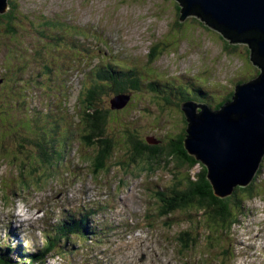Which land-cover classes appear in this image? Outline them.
Instances as JSON below:
<instances>
[{"label":"rangeland","instance_id":"obj_1","mask_svg":"<svg viewBox=\"0 0 264 264\" xmlns=\"http://www.w3.org/2000/svg\"><path fill=\"white\" fill-rule=\"evenodd\" d=\"M9 1H15V6L11 5L10 8L15 11L17 18L11 26L12 29L7 27L6 21L0 22V104L6 108L14 104L15 108L10 111L11 114L20 115V112L25 113L27 107L34 108L41 103L51 105L52 96L66 93L61 92L62 87L57 85L58 80L67 74L66 56L60 53L57 60L54 58L57 53L51 44L54 42L51 41H57L58 34L42 29L45 20L63 21L75 28L83 27L81 29H86V25L93 22L91 31L96 29L102 33L100 29H105L104 36L108 42L94 32L81 29L79 31L81 39L93 41L103 47L102 51L95 50L96 47L88 41L84 44L86 48L78 51L87 59L93 50L96 51L95 58L86 62L87 67L102 61L110 63L111 55L115 60H119L121 56L117 50L121 51L124 60L128 61L125 55L129 52L131 58L137 57V66L153 68L154 71L147 70L153 79L167 75L175 82H181L183 78L180 76L183 75L186 76L185 82H188L189 77L192 78L199 88L207 90L209 102H199V99H192L193 97L191 99L199 102L197 104L208 105L211 109L221 103L227 92L234 91L236 82H247L246 80L257 75L259 71L250 61L251 50L247 44H230L231 40H226L219 32L194 16L186 17L181 23L179 20L182 7L176 0ZM2 19L6 20V17ZM102 21L106 23L101 24ZM45 41H48L49 45ZM57 44L54 43L55 47L61 49ZM153 49L156 52L162 49L166 51L164 54L154 55ZM77 50L79 49L76 47L73 51ZM48 64L53 69V74L48 72ZM83 65L84 63L74 71L68 72L67 78L70 79L66 83L67 100L62 107L63 111L54 115L56 120L61 118L57 123L68 129L74 139L81 138L84 127L76 111L77 98L82 87ZM120 67L127 66L123 64ZM181 90L186 95L196 92L187 83L182 84ZM104 96L103 98L109 101L113 93ZM143 96L137 98L139 101L132 110H125L114 114L113 118L110 117L107 129L112 134L121 135L122 144H129L120 127L125 125L122 124L125 121L128 123L126 127L143 130L140 133L147 144L161 142L164 147L169 146L167 137L174 135L178 138L184 130L178 119L180 117L168 112H146L147 108L152 112L155 108L147 104L146 92H143ZM212 96H216L217 103L215 99H211ZM197 97L200 98L199 95ZM187 99L185 96L178 97L177 104L182 105ZM4 109L0 107V241L11 233L15 245L9 246H14L19 253L17 257H6V260L23 264L20 255L41 246L44 242L42 233L53 229L55 225L64 224L63 220L71 217L76 211L79 213L81 207H86L92 212L97 209L95 220L101 226H111V229H103L105 235L96 240L97 242L83 243L73 256H62L61 264H156L154 251L151 250L157 246L161 248V257H166L170 264H264V162L260 167L258 187L255 189H262V196L253 200L241 198L245 208L243 215L238 209L233 213L235 217L240 218L239 223L231 231L222 232L218 222L211 214H204L205 211L180 207L174 211L166 209L163 217H160L157 215L158 211L162 212L167 205L166 201L163 203L162 198L157 202L151 199L154 208L150 209L152 202L147 188H150L154 195L157 191L177 189L174 184H178V177L189 174L193 176L194 172L201 170L200 167H196L193 173H187V169L181 170L177 176L175 172L178 171H175L170 160L166 161L168 165L161 161L160 165L157 164L159 166H152L153 164L150 165V162L144 159L132 160L133 158L124 155L116 141L110 153H105L104 146H101L103 144L91 147L83 170L79 168L80 162L77 153L75 154L79 145L73 141V147L71 146L63 128L50 132L47 137L56 151L52 156L47 151V146L42 144V138L38 139L42 145L38 152V145L31 143V137L11 136L14 134L9 123L11 119ZM200 111L201 109L197 110ZM48 115L51 117V114ZM167 116L170 118L168 123L159 122L154 127L149 126L150 122L153 123L157 118ZM47 119L50 121L49 128L57 126L50 118ZM44 126L46 125L40 123L38 131H42ZM41 153L44 154L43 157L39 156ZM92 162L101 165L98 166V171L101 172L99 176L98 171L94 172L91 168ZM112 169L118 170L119 178L123 179L125 185V179L132 182L129 183V188L123 191L121 198H111V195H115L112 189L117 187V181L110 177ZM70 171L73 176L67 175L66 172ZM141 175H148L149 179L145 182ZM45 187H49V190L41 193L40 189ZM137 196L149 200L144 211L135 205ZM22 198H25L24 205L19 203ZM19 213L24 214L28 222H20L23 217H19L12 224L10 216ZM143 214L147 217L154 215L151 223L154 229L152 235L147 238L142 235L140 239L128 241L138 226L140 232L144 230L145 225L141 222ZM105 215L107 217L103 222L102 217ZM161 221L170 226L160 225ZM148 222L151 220L148 219ZM144 243L146 248L141 250L140 246ZM68 244L67 251L75 249L72 242Z\"/></svg>","mask_w":264,"mask_h":264},{"label":"trees","instance_id":"obj_2","mask_svg":"<svg viewBox=\"0 0 264 264\" xmlns=\"http://www.w3.org/2000/svg\"><path fill=\"white\" fill-rule=\"evenodd\" d=\"M8 2L10 6H15V1H13L12 3L10 1ZM16 16L17 15L15 14V11L10 8L8 13L0 16V22L6 21L7 27L12 29L11 26L13 22H15V18H17ZM5 17L6 20L2 19ZM81 28H75L72 24L63 21L54 22L52 20H45L42 27V29L51 30L52 34H58V36L56 37L57 41L53 39V41L51 42H54L55 44H57L56 42H59L60 44L57 45L61 46V49H58V47H55L54 43L50 42L54 46V48L57 49V52L64 50L66 53L68 52L75 54V56L78 55V51L86 47L84 44L89 41L80 38L81 36L79 31ZM81 30L89 32L88 29L85 28ZM231 41L234 42V40ZM45 42L47 45H49L48 41ZM76 47L79 50L73 51ZM153 51L154 55H157V53L164 54L166 50L162 49L159 52H156V50L153 49ZM75 56H67L69 59V65H76V63L79 61ZM54 58L57 60V57ZM47 67H50V65L48 64ZM150 67H147L145 69L144 67L140 68V66H135V68L130 69L131 71L124 70L120 72L117 71L113 65H110L109 69L108 67L106 68L105 65L99 66L98 68L91 71V74L96 80L94 82V86L87 91L83 108L79 109V114L82 117V121L84 123V127L81 131L83 132L82 138H87L89 136V139L92 140V144H103L101 146H104L105 153H110L113 149L112 147L114 143L116 142L115 136H117V134L115 135L110 133V131L107 129V124L108 121L111 120H109L110 117L113 118L114 114L117 115L118 113L122 112V110H115L113 108L111 109V106L113 105L112 98H114L115 96H128L131 100L127 107L124 108V111L126 110V112H128L130 109L132 110L136 106L135 104L139 101V99L137 98L144 97L143 92H146L148 94V96H146L145 98L148 101L147 104L152 105L155 108L154 112L150 111L149 108H147L146 112H149L151 114L168 112L172 115H177L178 117H180L178 119L181 121L184 130L182 134L178 136V138L174 135L168 136L167 138L169 139V146L164 147L163 143L161 142L147 144V142L143 141L142 134L140 133L143 132V130L138 128L133 129L130 127H126L125 125H128V123L124 121L122 122V124L125 123V125H121L120 127L122 129V132H124V136L129 142V144H126L124 142L123 144H121L123 147L122 151H124L125 153L124 155L128 158H133L132 160L136 161L144 159V161L150 162V165H160L161 161H164V163H166L167 160H170V163H172L176 169L175 171H178L175 172L177 176H179L181 170L187 169V173H193L196 167H200L201 170L194 172L193 176H190L189 174L188 176L181 178L178 177L176 179V181H178V184L174 185H176L177 189H173L168 193V196L166 197L167 205H165V208H163L162 212H164V210L166 211V209L174 211L180 207L190 210L188 208L191 207L193 210L197 209L198 211H205L204 214H211L212 218H214L218 222L219 226L222 227V230H224V228L226 227L225 231H231L233 227L240 221V218L235 217L233 214L235 209H238L242 215L244 213L245 208L244 206H242L243 202L241 198L253 200L262 196V189L258 188L257 191L255 190L258 187L261 168L259 169L258 174L254 178L253 182L249 186L245 188L239 186L236 187L234 189V192L226 198H218L217 196H215L213 187L208 180V170L206 168V165L197 161L196 158L191 156L185 148L188 123L185 114L182 111L181 105L177 104L178 97L182 96L188 98L186 102L194 101L192 99L197 98L199 99V102L207 103L209 102L207 100V90L205 88L197 87L195 89V93L191 92L190 94L186 95L185 92L181 90L182 81L175 82L174 80H172V78H168L167 75H165L164 78H160L159 75L163 76V74H159L157 75L159 77L153 79L147 72V70L150 72L154 71L153 68ZM129 68H131L130 65ZM258 74L251 76V78L246 81L248 82L252 80L254 77L258 76ZM239 84L240 82H236L234 86L236 87ZM45 86L48 85L45 84ZM43 90H45L44 85ZM111 92L113 93V97L109 98V101L103 98L104 95H108ZM233 94L234 91L227 92V94L222 98L221 104L217 105L216 107L212 106V109H221L224 104L231 101ZM197 95H199L200 98H198ZM211 99L213 101L215 99L217 103L218 99L216 98V96L215 98L212 96ZM23 103L26 104V102H22V104ZM7 107L8 108L4 107V111H7L9 113V118L11 119V121L9 120V123L11 129L13 128L12 131L14 133L11 134V136L15 138L20 135L31 137V143L34 146L38 145V152L40 151V147L42 146L40 145L38 139L42 138V144H45L47 146V151L52 156L56 151H54V148L47 137H49L50 132L60 131V129L63 127L61 125H58L59 123H57V121H53L57 126H55V128H49V120L44 117L50 118V120L52 121V116L49 117L48 114L42 113L38 107H36V109L32 108V106L27 107L25 109L26 112H20V115L19 113H10V111H14V104L8 105ZM1 108L3 110V107ZM2 110H0V112H2ZM154 117L156 118L157 116L154 115ZM123 119L126 120L128 118ZM169 121L170 118L169 116H167L163 118H157V120H154L153 123L150 122V125H148L150 127H154L158 125L159 122L168 123ZM40 123L46 125L44 126L42 131H38L37 129ZM66 137H70L69 132H67ZM29 148L31 147L29 146ZM28 153L31 154L29 151ZM44 154L41 153L39 154V156L43 157ZM103 158L104 157L102 156L101 159L103 160ZM166 165L168 164L166 163ZM76 218H78L77 215H74L69 222H65L62 226L60 225L61 227L59 226L55 236L53 234L48 235V240L44 248L31 254L27 253L26 255L22 256V258H20V261L23 264H44L46 263V260L50 256V254L56 250L61 240L65 239L67 241H71L73 235H87L89 230L88 218L83 219V217L81 218L80 216L79 219ZM0 264L17 263L6 260V257L2 256L0 258Z\"/></svg>","mask_w":264,"mask_h":264},{"label":"water","instance_id":"obj_3","mask_svg":"<svg viewBox=\"0 0 264 264\" xmlns=\"http://www.w3.org/2000/svg\"><path fill=\"white\" fill-rule=\"evenodd\" d=\"M8 1L0 0V16L8 13ZM176 1L182 6L181 23L194 16L236 42L230 44H247L250 61L259 68L258 76L237 85L221 109L193 102L182 108L188 123L185 148L206 165L215 196L226 198L253 182L264 159V0ZM125 99H114L112 108L122 109Z\"/></svg>","mask_w":264,"mask_h":264},{"label":"bare ground","instance_id":"obj_4","mask_svg":"<svg viewBox=\"0 0 264 264\" xmlns=\"http://www.w3.org/2000/svg\"><path fill=\"white\" fill-rule=\"evenodd\" d=\"M104 109V108H103ZM112 109V108H111ZM106 110V109H105ZM111 118H109V120H110ZM144 127V126H143ZM21 215H23V214H18L17 216H21ZM17 216H13L12 218H11V222L13 223L14 222V220H16V219H18V217ZM97 234H100L99 236L100 237H102V235H103V233H102V230H100L99 232H96ZM90 237H92L91 235H90ZM62 257V256H61Z\"/></svg>","mask_w":264,"mask_h":264}]
</instances>
